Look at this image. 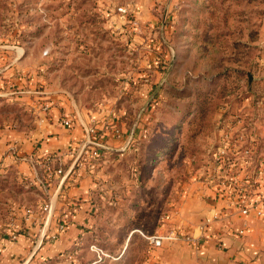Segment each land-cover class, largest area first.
I'll return each instance as SVG.
<instances>
[{
    "label": "rangeland",
    "instance_id": "rangeland-1",
    "mask_svg": "<svg viewBox=\"0 0 264 264\" xmlns=\"http://www.w3.org/2000/svg\"><path fill=\"white\" fill-rule=\"evenodd\" d=\"M55 109L64 120L80 110L86 134L78 162L62 166L101 165L94 182L122 190L89 207L67 259L37 264H186L208 194L234 211L212 181L242 150L238 139L253 134L264 154V0H0V139L32 136ZM105 138L126 149L101 147ZM17 144L4 152L14 160H0V264L6 236L38 222L44 237L55 209L53 167L18 158Z\"/></svg>",
    "mask_w": 264,
    "mask_h": 264
},
{
    "label": "crops",
    "instance_id": "crops-1",
    "mask_svg": "<svg viewBox=\"0 0 264 264\" xmlns=\"http://www.w3.org/2000/svg\"><path fill=\"white\" fill-rule=\"evenodd\" d=\"M75 111L76 113L72 114L73 117H66V119L71 118L73 122L70 127L64 125L65 120L62 119L61 111L55 109L53 115L44 121L39 131L32 136L21 138L16 133L17 136L10 134L0 139V160L3 161V164L10 163L13 159L12 154L8 156L5 153L4 155L6 149L8 150L10 145L18 143L17 157L23 154L32 160L40 159L47 167H53L56 179L55 185H51L48 193L49 203L55 209L53 212L50 210L44 217V237L37 238L41 228L37 226L38 222H35V225L21 222L18 229L22 228L23 233L13 232L6 236L9 248L2 253L1 264H18V259L24 256L29 257L28 261L33 260V264H37L41 259L55 258L65 254L84 235L82 226L90 221L89 207L94 206V202L95 206H99L101 199L104 198L102 191L109 194L110 197H114L115 194V198H120L117 192H121L122 189L117 184L110 182L103 185L105 182L103 184L94 182V179L102 175L105 170V168H99L101 165L95 169V166L90 165L88 170L82 167L83 163L80 167L78 165L74 168L73 163L69 169L62 166L77 160V152H79L86 136L81 111L78 109ZM98 121V127L101 128L102 124L100 120ZM118 143V140L105 138L100 146L109 149L114 147L111 149L124 152L126 145L122 147ZM76 150L78 151L75 152ZM71 151L76 155L73 156ZM262 158L264 159V154ZM58 162H61L60 166L64 170L62 175L57 171L59 167L56 166V163ZM26 171L30 172L28 168ZM98 185H103V188L101 189ZM258 191L264 192V175L256 192ZM216 192H223V190L219 191L217 188ZM123 195L125 196L124 190ZM218 197L223 198V195L221 193L219 195L208 194L206 198L209 208L202 223L199 224L193 220L191 222L193 225H189V233L193 235L190 241L193 249L186 250L189 253L186 264H264V218L257 217L253 213L248 216L243 215L235 203L234 206H228V208H233V213L224 214L215 207L221 201ZM60 206L67 207L66 211L68 207H74L73 213L68 212L64 216V221L69 224H63V229H61L62 225L59 228L56 225L59 219L58 207ZM26 217L30 218L31 216L26 215ZM213 217L222 220L218 222L213 220L207 226V220ZM55 231L58 232L57 236L54 234ZM13 235L17 236L16 240L13 239ZM36 239L38 248L34 245ZM32 250H35L33 254ZM64 256L62 255L63 261L67 259Z\"/></svg>",
    "mask_w": 264,
    "mask_h": 264
},
{
    "label": "built area",
    "instance_id": "built-area-1",
    "mask_svg": "<svg viewBox=\"0 0 264 264\" xmlns=\"http://www.w3.org/2000/svg\"><path fill=\"white\" fill-rule=\"evenodd\" d=\"M120 11H124V9L121 8ZM72 124L71 119L64 121L65 126L70 127ZM92 131L94 133V130ZM115 132L120 137V132L118 130H115ZM247 136L249 137L245 139V142L244 136L238 139L237 143H242L241 147H239L242 150H235L234 158L231 159H234V161L229 164V168H224L223 170L221 167L218 172L219 175L212 182L217 181L216 184L228 193L243 215L248 216L253 213L257 217L264 218V192H256L264 175L263 154L260 155L253 148V146L255 147L254 144L258 143L256 136L253 134H248ZM91 154L98 156L99 153L95 150ZM226 170H228V175L225 174ZM59 173H62V171H59ZM25 212L28 217L33 215V210L31 209H26ZM213 220H216V217L207 220L206 225L208 226ZM63 228L64 226L62 225L61 229ZM13 239L16 240L17 236L13 235Z\"/></svg>",
    "mask_w": 264,
    "mask_h": 264
},
{
    "label": "water",
    "instance_id": "water-1",
    "mask_svg": "<svg viewBox=\"0 0 264 264\" xmlns=\"http://www.w3.org/2000/svg\"><path fill=\"white\" fill-rule=\"evenodd\" d=\"M77 162H78V160L76 161V163H77ZM75 165H76V164H75ZM74 167H75V166H74ZM74 167H73V168H74Z\"/></svg>",
    "mask_w": 264,
    "mask_h": 264
}]
</instances>
